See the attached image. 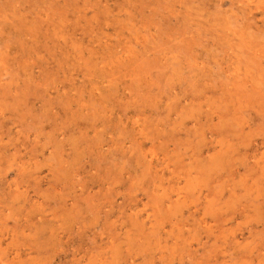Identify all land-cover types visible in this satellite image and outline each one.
I'll return each instance as SVG.
<instances>
[{
  "label": "rangeland",
  "instance_id": "1",
  "mask_svg": "<svg viewBox=\"0 0 264 264\" xmlns=\"http://www.w3.org/2000/svg\"><path fill=\"white\" fill-rule=\"evenodd\" d=\"M0 38V264H264V0H0Z\"/></svg>",
  "mask_w": 264,
  "mask_h": 264
},
{
  "label": "bare ground",
  "instance_id": "2",
  "mask_svg": "<svg viewBox=\"0 0 264 264\" xmlns=\"http://www.w3.org/2000/svg\"><path fill=\"white\" fill-rule=\"evenodd\" d=\"M8 31V30H7ZM8 34V33H7ZM7 38V37H6ZM12 38V37H11ZM1 39V38H0ZM6 41V40H5ZM2 42V41H1ZM1 46V45H0ZM250 108V107H249ZM22 109V108H21ZM217 205V204H216Z\"/></svg>",
  "mask_w": 264,
  "mask_h": 264
}]
</instances>
